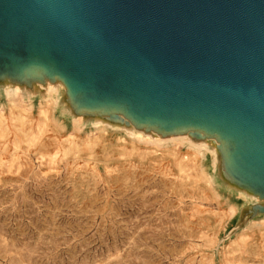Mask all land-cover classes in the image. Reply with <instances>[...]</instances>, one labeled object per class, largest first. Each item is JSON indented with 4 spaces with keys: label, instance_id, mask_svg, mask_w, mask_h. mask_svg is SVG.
I'll list each match as a JSON object with an SVG mask.
<instances>
[{
    "label": "rangeland",
    "instance_id": "374dc122",
    "mask_svg": "<svg viewBox=\"0 0 264 264\" xmlns=\"http://www.w3.org/2000/svg\"><path fill=\"white\" fill-rule=\"evenodd\" d=\"M80 112L58 80L0 77V264H264V193L221 139Z\"/></svg>",
    "mask_w": 264,
    "mask_h": 264
},
{
    "label": "water",
    "instance_id": "95a60500",
    "mask_svg": "<svg viewBox=\"0 0 264 264\" xmlns=\"http://www.w3.org/2000/svg\"><path fill=\"white\" fill-rule=\"evenodd\" d=\"M1 76L58 80L80 113L216 133L264 193V0H0Z\"/></svg>",
    "mask_w": 264,
    "mask_h": 264
},
{
    "label": "bare ground",
    "instance_id": "6f19581e",
    "mask_svg": "<svg viewBox=\"0 0 264 264\" xmlns=\"http://www.w3.org/2000/svg\"><path fill=\"white\" fill-rule=\"evenodd\" d=\"M53 85V84H52ZM48 86V85H47ZM17 87V86H16ZM16 87H15V91H17V89H16ZM50 87H52V86H50ZM55 88V87H54ZM53 90H55V89H53ZM14 91V90H13ZM8 92V91H7ZM14 92H12V94H13ZM16 93V92H15ZM14 93V94H15ZM9 94V93H8ZM54 95V94H53ZM50 100V99H49ZM51 100H53V99H51ZM54 102V101H53ZM56 102V101H55ZM55 104V103H54ZM10 111V110H9ZM43 112V111H42ZM40 115V114H39ZM81 117V116H80ZM17 119V118H16ZM19 119V118H18ZM83 119V118H82ZM130 120V119H129ZM1 121V120H0ZM3 121V120H2ZM131 121V120H130ZM4 122V121H3ZM23 122V121H22ZM25 122V121H24ZM44 122V121H43ZM83 122V121H82ZM132 122V121H131ZM14 123V122H13ZM4 124V123H3ZM2 124V125H3ZM24 124V123H23ZM27 125V124H26ZM0 128H1V126H0ZM202 132H204L203 130H201ZM5 132H6V130H5ZM20 133V132H19ZM195 133V132H194ZM193 133V134H194ZM205 134H207L206 132H204ZM18 134V133H17ZM23 134V133H22ZM37 134V133H36ZM39 134V133H38ZM40 135V134H39ZM211 135H213V136H215V137H218L219 139H221L219 136H218V134H211ZM19 136V135H18ZM158 136V135H157ZM193 137H195L194 135H193ZM71 139V138H70ZM21 140V139H20ZM155 140V139H154ZM222 140V139H221ZM181 141V140H180ZM22 142V141H21ZM36 142V141H35ZM69 142V141H68ZM73 143V142H72ZM70 144V143H69ZM75 144V143H74ZM231 144H232V146L233 147H235V144H234V142L231 140ZM69 146V145H68ZM67 146V147H68ZM77 146V145H76ZM61 147V146H60ZM63 154V153H62ZM68 155V154H67ZM64 156V155H63ZM208 175V174H207ZM207 177V176H206ZM246 187V186H245ZM245 187H243V188H245ZM248 187V186H247ZM246 191V190H245ZM253 191V190H252ZM248 192H250V191H248ZM254 192V191H253ZM250 195V194H249ZM254 196H256L255 194H254ZM261 203V202H260ZM248 220V219H247ZM204 227V226H203ZM207 228V227H206ZM203 231V230H202ZM217 236V235H216ZM212 239V238H211ZM6 247V246H5ZM243 249V248H242ZM249 256V255H248ZM226 257V256H225ZM229 260V259H228ZM254 261V260H253Z\"/></svg>",
    "mask_w": 264,
    "mask_h": 264
}]
</instances>
